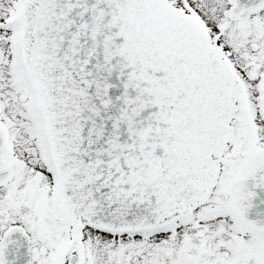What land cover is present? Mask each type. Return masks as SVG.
<instances>
[{
	"label": "snow or ice",
	"instance_id": "1",
	"mask_svg": "<svg viewBox=\"0 0 264 264\" xmlns=\"http://www.w3.org/2000/svg\"><path fill=\"white\" fill-rule=\"evenodd\" d=\"M0 264H264V0H0Z\"/></svg>",
	"mask_w": 264,
	"mask_h": 264
}]
</instances>
